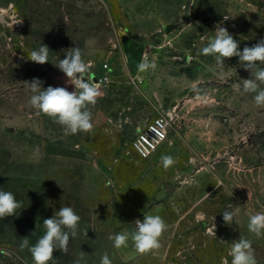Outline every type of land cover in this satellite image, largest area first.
<instances>
[{
  "label": "rangeland",
  "instance_id": "rangeland-1",
  "mask_svg": "<svg viewBox=\"0 0 264 264\" xmlns=\"http://www.w3.org/2000/svg\"><path fill=\"white\" fill-rule=\"evenodd\" d=\"M0 15V189L22 205L0 219V264H33L23 238L33 246L65 206L81 217L80 231L55 264H75L81 251V264H100L105 253L112 264H231L240 238L264 264V236L248 230L249 217L264 212V107L243 91L251 72L238 57L217 65L200 53L218 25L241 51L258 43L264 0H0ZM42 44L50 52L41 65L29 53ZM75 46L102 95L89 106L93 130L66 136L29 104L23 82L75 91L54 66ZM143 59L156 69L139 71ZM161 119L169 139L143 160L131 143ZM163 155L176 160L167 170ZM226 210L237 213L231 226ZM148 214L168 225L161 247L141 254L130 239L116 249L109 235L134 232Z\"/></svg>",
  "mask_w": 264,
  "mask_h": 264
},
{
  "label": "clouds",
  "instance_id": "clouds-1",
  "mask_svg": "<svg viewBox=\"0 0 264 264\" xmlns=\"http://www.w3.org/2000/svg\"><path fill=\"white\" fill-rule=\"evenodd\" d=\"M5 22L4 20L3 23ZM214 33L215 35L211 38L202 37L208 42L200 49V53L212 56L217 65H223L228 58L238 57L240 64L251 72V78L243 80V91L254 93L255 106L264 107V87H260L264 85V67L258 66L264 64V38L251 47L245 46L241 51L238 42L226 28L218 25ZM49 52V47L42 44L38 50L29 53V59L41 65L45 64L49 62ZM54 66L65 74L68 81L75 86V91H69L65 87L48 86L44 88L43 81L33 78L31 81L23 82L32 93L29 104L38 113L48 116L59 124L66 136L92 131L93 115L89 106L97 103L102 92L100 83L90 82L85 78L90 71V62L84 60L82 50L75 46L67 49L65 58L60 59L59 63ZM156 67L155 59L151 62L143 59L138 64V70L142 72L149 69L155 70ZM107 81L108 78L105 77L103 83ZM237 88L239 89V86ZM175 163L173 156H161V164L165 170ZM18 209H22V205L15 195L11 191L0 189V219L16 216ZM222 215L225 224L231 226L237 213L226 210ZM80 220L81 217L72 207H60L52 218L43 221L45 232L38 241L29 247V239L23 238L20 247L21 249L28 248L33 264H55L54 253L56 251L67 253L70 239H74L80 231ZM134 224L135 231L132 233L124 231L109 235L108 239L113 242L116 249L127 247L130 239L135 249L141 254L161 247V238L167 231L168 225L160 215H144L143 220L137 219ZM248 230L257 238L264 236V212H258L249 217ZM87 232L88 230H85V236ZM85 255L86 253L81 251L75 264H81ZM229 255L231 264H257L250 239L240 238L234 241ZM100 264H112L107 253L101 257ZM224 264L228 262L224 261Z\"/></svg>",
  "mask_w": 264,
  "mask_h": 264
},
{
  "label": "built area",
  "instance_id": "built-area-1",
  "mask_svg": "<svg viewBox=\"0 0 264 264\" xmlns=\"http://www.w3.org/2000/svg\"><path fill=\"white\" fill-rule=\"evenodd\" d=\"M169 139V125L161 119L148 124L133 139V151L143 160L150 159Z\"/></svg>",
  "mask_w": 264,
  "mask_h": 264
},
{
  "label": "crops",
  "instance_id": "crops-1",
  "mask_svg": "<svg viewBox=\"0 0 264 264\" xmlns=\"http://www.w3.org/2000/svg\"><path fill=\"white\" fill-rule=\"evenodd\" d=\"M52 87H63L62 86V84L58 81V82H54L53 84H52Z\"/></svg>",
  "mask_w": 264,
  "mask_h": 264
},
{
  "label": "water",
  "instance_id": "water-1",
  "mask_svg": "<svg viewBox=\"0 0 264 264\" xmlns=\"http://www.w3.org/2000/svg\"><path fill=\"white\" fill-rule=\"evenodd\" d=\"M2 17H0V22H4V18H3V15H0Z\"/></svg>",
  "mask_w": 264,
  "mask_h": 264
}]
</instances>
